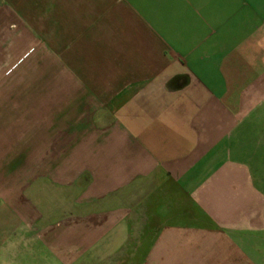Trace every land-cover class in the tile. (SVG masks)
Listing matches in <instances>:
<instances>
[{
  "label": "crops",
  "instance_id": "obj_1",
  "mask_svg": "<svg viewBox=\"0 0 264 264\" xmlns=\"http://www.w3.org/2000/svg\"><path fill=\"white\" fill-rule=\"evenodd\" d=\"M86 248L264 264V0H0V258Z\"/></svg>",
  "mask_w": 264,
  "mask_h": 264
},
{
  "label": "rangeland",
  "instance_id": "obj_2",
  "mask_svg": "<svg viewBox=\"0 0 264 264\" xmlns=\"http://www.w3.org/2000/svg\"><path fill=\"white\" fill-rule=\"evenodd\" d=\"M54 223V222H52ZM78 234L74 233V232H65L64 236L62 237V241L64 243V245H74V243H76L77 240V236ZM31 246V244H29ZM26 245L23 244L22 247ZM26 248H22V251L25 250ZM94 249V248H93ZM37 250V248H36ZM96 252L93 253V250L90 248H86L82 251V255H78L72 262V264H92V258L94 257V254ZM32 253H27L24 254L22 253V256L25 258H20L19 260H12V259H6V258H0V264H57L54 260H52L51 258H47V256L43 253L40 252H36L34 254V261H29L28 260V256L27 255H31ZM24 259V260H23ZM42 259H45V263H41L39 261H41ZM31 260V259H30Z\"/></svg>",
  "mask_w": 264,
  "mask_h": 264
}]
</instances>
